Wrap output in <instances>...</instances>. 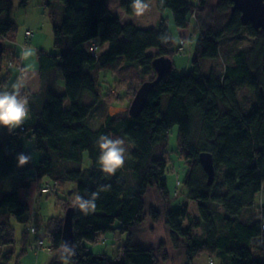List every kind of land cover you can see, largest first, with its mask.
Returning <instances> with one entry per match:
<instances>
[{
  "label": "trees",
  "instance_id": "1",
  "mask_svg": "<svg viewBox=\"0 0 264 264\" xmlns=\"http://www.w3.org/2000/svg\"><path fill=\"white\" fill-rule=\"evenodd\" d=\"M17 1L20 9H27L32 0ZM119 1L128 16L135 15L131 0ZM156 1L161 12L172 11L179 29L196 23L193 67L181 77L174 75V57L184 51L176 49L164 19L158 29H143L134 22L123 23L109 8V0H47L57 52H38L41 91L24 94L29 102L28 118L11 134L0 128L7 139L0 143V178H13L11 191L0 200V264H18L25 256L33 225L45 229L55 254L49 264H64L65 217H52L44 223L21 195L22 190L28 194L34 183L43 195L45 178L53 183L51 192L61 183H75L73 194L84 200L107 187L87 214L58 198L66 211L75 209L74 243L66 247L75 256L69 264H179L176 254L184 256L185 264H194L203 254L216 255L224 264H264V203L258 211H250L264 190V29L243 25L241 12L233 10L231 1ZM59 4L64 9L61 21L54 14ZM14 8L13 0H0V41L5 44L0 89L6 90L13 85V68L20 66L15 46L8 45L18 33V24L11 17ZM245 34L252 38V45L224 62L223 72L217 73L212 66L210 76L205 75L204 61L221 55L220 41ZM94 41L100 48L108 45L98 56L90 52ZM151 49L157 53L150 55ZM254 58L257 65L252 63ZM165 62L169 63L167 69L162 67ZM107 72L117 76L114 90L124 91L130 100L128 107L108 108L112 96L105 91ZM160 73L161 80L146 107L133 117L130 107L138 90L145 82L156 81ZM241 89L250 90L255 98L249 114H243L239 106ZM164 95H169L165 108ZM86 98L91 102H85ZM99 109L106 114L100 126L94 127L92 116ZM174 126H178V154L187 164L183 184L188 198L198 205L199 217H191L188 204L173 207L171 203L168 146ZM101 135L123 140L125 163L113 175L104 173L99 164ZM25 136L43 152L39 164L26 148ZM204 152L215 161L212 186L200 162ZM20 153L31 157L22 168L17 160ZM13 218L23 226L20 240ZM147 222L163 226L164 240L142 242ZM203 226L200 236L196 230ZM156 230L153 227L152 234ZM110 232L126 235V243L114 259L90 249V245L103 243ZM19 244L22 251L17 256Z\"/></svg>",
  "mask_w": 264,
  "mask_h": 264
},
{
  "label": "rangeland",
  "instance_id": "2",
  "mask_svg": "<svg viewBox=\"0 0 264 264\" xmlns=\"http://www.w3.org/2000/svg\"><path fill=\"white\" fill-rule=\"evenodd\" d=\"M15 3V8L11 13V17L17 22L18 24V33L15 37L16 43L20 44L19 41L25 43L27 41L26 34L28 29H33L34 25L39 27V31L50 34V38L46 44L47 50L49 52H56L54 47V35H53V23L50 18V9L46 6L47 0H32L30 6L27 9H20L18 7V1L13 0ZM149 4V9L143 14L138 17L131 19L139 27L143 29H158L160 26V21L164 19L167 24V28L170 30L172 37L176 42V49H178L181 45L182 37L180 35V29L175 25L173 14L171 10H166L161 12L157 7L156 0H149L147 2ZM61 7V8H60ZM109 8L115 12H119L122 16L123 23L129 22L130 16H128L121 8L120 1L118 0H110ZM39 13V14H38ZM64 13V9H62V4H59L56 8H54V14L57 16L58 20H62V14ZM61 14V15H60ZM147 14V17L145 16ZM42 18H41V16ZM43 17L47 19L48 25L41 22L40 18L43 20ZM144 18V19H143ZM196 26L195 21H192V25L189 28L192 31V37L185 44L184 52H179L174 57L175 62V70L174 75L177 77H181L183 74H187L193 67L192 59L194 55V49L196 42L198 40V34H195L194 28ZM101 30H104V26L101 27ZM14 41V42H15ZM252 38L247 34L241 37H232L226 36L224 39L220 41L221 45V55L215 59H205L204 61V69L203 72L205 75L210 76L211 71L210 68L216 70L217 73H221L224 70V62H228L232 59V55L236 52L243 50L247 47L252 45ZM12 41L8 42V45H12ZM105 50V46L100 48V53ZM157 53L156 49H151L149 54ZM253 65H257V59L252 60ZM106 78V88L105 91L112 96L109 98V106L111 110L119 107H128L130 104V100L125 97L124 91L121 90H114L116 88L113 87V82L116 79V75L107 72ZM169 95L163 96V108L166 107L167 100ZM91 102V99L86 98L85 102ZM255 101V98L252 92L248 89H241L238 92V102L243 114H249L252 112V105ZM106 114L104 109H99L93 113L91 125L94 127H99L100 123L103 122V116ZM18 129V128H17ZM200 138V126L197 123V127L195 130V139L198 142ZM24 143L28 151L31 153V157L35 164H39L41 158L43 157V152L37 150L35 148V141L30 139L28 136L23 138ZM7 141L6 137L0 131V143H5ZM178 126H174L170 132L169 136V156H170V171L168 174V183L169 189L171 191V203L173 207H180L183 204H188L190 208L191 217H199V209L196 202L191 201L188 198L187 189L184 186L183 182L187 172V164L184 159L180 157L178 154ZM222 172H225L224 167H222ZM11 181L13 178H0V200L6 194L11 191ZM48 181L47 178L43 179L41 186L46 184ZM178 182L181 184L178 185ZM76 184L73 182H66L59 184L58 190L56 192H51L49 194L39 195L36 198V202L34 204L36 213L41 216L44 223L47 222L48 219L52 217H65L66 210L63 204H58V198L67 199L70 203L74 204L75 195L73 194V190L75 189ZM264 203V190L263 192L257 197L256 206L250 211L256 212L258 211L259 207L262 206ZM150 204V197L148 199V207ZM219 211H223L222 208H219ZM245 210L244 212H246ZM249 216V213H246ZM13 224L16 226L18 230V238L21 239V234L23 231V226L18 224V221L13 218ZM157 226V230L155 234H152V228ZM38 227V226H37ZM39 228V227H38ZM146 233L142 236V242L144 244H153L159 243L160 241L164 240L165 236L163 233V226L162 225H155L147 222L146 224ZM197 234L203 236L204 226L202 229L196 230ZM45 229L43 227L39 230V235L41 239L46 241V244H49V240L45 235ZM35 236V234H33ZM31 237V236H30ZM103 243L93 245L94 251L97 254L106 253L110 258H117L120 253V248L126 243V235H123L118 232H110L104 236ZM36 240L34 241V243ZM7 247H3V250H6ZM45 252V251H44ZM37 253V252H36ZM48 253V252H46ZM51 259L55 256L54 253H48ZM175 261L179 264H185V258L181 254H176ZM174 261V262H175ZM12 264H16L14 261ZM194 264H224L222 263L221 259L216 255L211 254H203L198 259H196Z\"/></svg>",
  "mask_w": 264,
  "mask_h": 264
},
{
  "label": "clouds",
  "instance_id": "3",
  "mask_svg": "<svg viewBox=\"0 0 264 264\" xmlns=\"http://www.w3.org/2000/svg\"><path fill=\"white\" fill-rule=\"evenodd\" d=\"M131 7L137 16L143 15L148 9L149 4L146 0H131ZM34 55V50L25 47L21 53V59L25 60ZM23 77L12 85L11 90L0 89V128L8 129L11 134L29 116V102L26 95L22 94L21 89L24 87L21 80ZM123 140H112L109 135H101L98 141L100 149L99 164L104 173L113 175L125 163V149L121 147ZM31 157L20 153L17 156L18 167H24L30 162ZM107 187H101L97 192L91 193V200H84L77 195L74 200V206H78L79 210L87 214L90 210L96 207V200L101 191H105ZM61 248L65 249L66 256L61 257L64 264H69V261L75 256V251L68 250L63 244Z\"/></svg>",
  "mask_w": 264,
  "mask_h": 264
},
{
  "label": "crops",
  "instance_id": "4",
  "mask_svg": "<svg viewBox=\"0 0 264 264\" xmlns=\"http://www.w3.org/2000/svg\"><path fill=\"white\" fill-rule=\"evenodd\" d=\"M109 2H110V0H109ZM109 2H108V5H109ZM120 4H121V2H120ZM116 13H118L122 18L123 15H121L119 12H116ZM145 16L147 17V14H145ZM135 17H137V20H139V18H141L135 14L134 16H130L129 22H134L131 19H133ZM41 18H42V16H41ZM41 18H40V20H41V22H43V25H45V23L48 25L47 19H45L43 17V20H42ZM51 21H52V19H51ZM28 31L32 32V36L30 37L28 42L26 41L25 43H23L22 41L21 42L19 41L20 44L16 43L15 40H14L15 42L14 41L12 42V45L15 46L16 53L18 54V56L20 58V67H14L13 68V71H14L13 84H15L18 81V79L23 77V79L21 80V83H23V85H24V87L21 89L22 94H26L27 92L39 93L41 91V73H40V65H39V61H38V52L40 50H45L46 52L51 53V54H55L57 52L56 51V52L52 53V52H49V50H47L46 44L50 38L49 32L48 33L44 32V29H43V31H39V27L36 25H34L33 29H28L27 32ZM180 35L182 38H185V37L190 38V37H192V31L190 29H180ZM107 46L108 45H105V49L107 48ZM25 47H29V48L33 49L34 55L28 59L22 60L21 59V53L25 49ZM85 163L88 166L91 164L90 161L88 160L87 155H85ZM38 193L39 192H38V184L37 183H34L32 185L31 190L28 194L25 193L24 190L21 191L22 198L30 205L33 213H35L37 215V217L41 218V216L36 213V209L34 206V204L36 202L35 200L39 196ZM40 228L41 227H39V229ZM30 236L31 237H29V239L27 241V253L25 254V256H23L18 261V264H49L50 256L48 255V253H46L44 251H39L37 253L32 251V246L34 244V241L37 238V235L34 236L33 234H31ZM38 236L40 237V235H38ZM90 249H91V251H93L95 253L93 245H90ZM6 250H12V247H7ZM21 251H22V246L19 244L16 246L17 256L21 253Z\"/></svg>",
  "mask_w": 264,
  "mask_h": 264
},
{
  "label": "water",
  "instance_id": "5",
  "mask_svg": "<svg viewBox=\"0 0 264 264\" xmlns=\"http://www.w3.org/2000/svg\"><path fill=\"white\" fill-rule=\"evenodd\" d=\"M231 1L233 3V10L241 12V20L243 25H253L255 29H264V0H222ZM5 52V44L0 41V72L3 68V55ZM161 66V65H160ZM164 69L169 67V63L162 64ZM162 73L156 81L145 82L133 100L130 107V114L133 117L138 116L146 107L148 99L152 90L157 86L161 80ZM201 165L208 176V184L212 186L216 179V167L212 154L204 152L200 154ZM74 215L75 209L70 207L65 214V221L63 227V244L66 247L74 243Z\"/></svg>",
  "mask_w": 264,
  "mask_h": 264
},
{
  "label": "built area",
  "instance_id": "6",
  "mask_svg": "<svg viewBox=\"0 0 264 264\" xmlns=\"http://www.w3.org/2000/svg\"><path fill=\"white\" fill-rule=\"evenodd\" d=\"M31 36H32V32L28 31L27 34H26L27 42H28V40L30 39ZM188 40H189V37H185V38L182 39L181 45H180V50L181 51H184V49H185L184 46H185V44H186V42ZM99 51H100L99 44L96 41H94L92 43V45L90 46V52L93 53L94 55L98 56ZM18 67H20V66H18ZM180 184L181 183L178 182V185H180ZM52 189H53V183L50 180H48L46 182V184H44L41 187V192L44 193V194H48V193H50L52 191ZM30 230H31L32 234L37 235L36 242L32 246V251L33 252L45 251V252L51 253V251H52L51 247L48 244H46V241L44 239H41L38 236L39 235V228L36 225H33V226H31ZM103 240H105V239L103 238Z\"/></svg>",
  "mask_w": 264,
  "mask_h": 264
}]
</instances>
